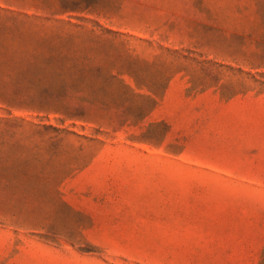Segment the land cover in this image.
Returning a JSON list of instances; mask_svg holds the SVG:
<instances>
[{
  "label": "rangeland",
  "instance_id": "obj_1",
  "mask_svg": "<svg viewBox=\"0 0 264 264\" xmlns=\"http://www.w3.org/2000/svg\"><path fill=\"white\" fill-rule=\"evenodd\" d=\"M0 264H264V0H0Z\"/></svg>",
  "mask_w": 264,
  "mask_h": 264
}]
</instances>
